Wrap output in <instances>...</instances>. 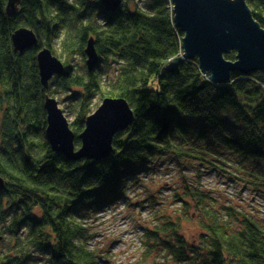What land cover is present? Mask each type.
I'll list each match as a JSON object with an SVG mask.
<instances>
[{
	"label": "trees",
	"instance_id": "trees-1",
	"mask_svg": "<svg viewBox=\"0 0 264 264\" xmlns=\"http://www.w3.org/2000/svg\"><path fill=\"white\" fill-rule=\"evenodd\" d=\"M247 3L264 28V0ZM8 5L0 0V178L6 185L0 189V240L8 243L0 264L38 258L98 264L89 249L87 220L118 202L126 184L161 164L183 172L196 165L264 194V74L234 73L229 84L218 85L197 59L169 69L171 60L184 55L171 0H123L114 13L100 0H19L12 15ZM23 28L32 29L38 42L21 53L12 37ZM91 39L100 63L90 72L85 50ZM44 48L65 68L49 89L37 62ZM78 57L83 66L75 64ZM225 57L235 61L236 53ZM61 95L73 116L76 150L87 118L100 107L96 99L128 102L135 120L115 135L109 157L70 161L52 151L44 105L47 96ZM183 179L176 217H161L145 231L139 262L264 264L260 213L219 210L201 185ZM192 209L201 216L198 244L182 228ZM156 251L165 253L164 260L147 262Z\"/></svg>",
	"mask_w": 264,
	"mask_h": 264
},
{
	"label": "water",
	"instance_id": "water-1",
	"mask_svg": "<svg viewBox=\"0 0 264 264\" xmlns=\"http://www.w3.org/2000/svg\"><path fill=\"white\" fill-rule=\"evenodd\" d=\"M174 20L184 34L183 58L171 60L167 67L174 68L183 59H197L201 71L209 75L214 84H229L232 74L247 76L251 73L264 74V28L255 19L247 0H171ZM110 13L118 11L123 0H100ZM19 0H9L8 14L12 15ZM12 12V13H11ZM17 52L35 47L36 33L23 28L13 34ZM236 53V60L226 55ZM87 67L94 71L100 63V56L91 39L85 50ZM39 75L45 89L56 76L64 73L63 62L53 52L44 48L37 56ZM47 113L46 136L52 151L70 161L102 160L111 155L115 135L129 128L135 116L122 98H106L100 107L87 118L86 128L80 135L82 146L76 150L75 135L70 122L60 108L58 101L49 96L45 99ZM6 185L0 178V189Z\"/></svg>",
	"mask_w": 264,
	"mask_h": 264
},
{
	"label": "rangeland",
	"instance_id": "rangeland-1",
	"mask_svg": "<svg viewBox=\"0 0 264 264\" xmlns=\"http://www.w3.org/2000/svg\"><path fill=\"white\" fill-rule=\"evenodd\" d=\"M82 61L78 57L75 64L83 66ZM62 98V95L55 97L71 122L73 116L68 115V109L61 102ZM95 104L99 107L102 101L98 98ZM143 175L146 176H138L136 181L126 184L118 203L108 205L104 211L87 220L89 249L96 254L98 264H141L139 261L144 252L145 231L159 224L158 219L161 217H176L180 202L176 201L175 196L184 191V176L196 187L201 185L199 188L212 198L210 202L217 209L232 207L250 214L260 213L259 216L264 218V194L243 190L228 175L202 172L196 165H189L183 172L173 163L154 166ZM190 213L192 218L182 223L183 233L189 242L195 241L198 244L201 216L194 209ZM7 244L0 240V251L5 250ZM164 256L162 251L152 252L147 262H162ZM31 264L47 262L45 258H38Z\"/></svg>",
	"mask_w": 264,
	"mask_h": 264
},
{
	"label": "bare ground",
	"instance_id": "bare-ground-1",
	"mask_svg": "<svg viewBox=\"0 0 264 264\" xmlns=\"http://www.w3.org/2000/svg\"><path fill=\"white\" fill-rule=\"evenodd\" d=\"M172 2V1H171ZM174 7V6H173ZM219 85V84H218ZM220 85H223V84H220ZM121 199V198H120ZM118 203L117 201L115 202V204Z\"/></svg>",
	"mask_w": 264,
	"mask_h": 264
}]
</instances>
